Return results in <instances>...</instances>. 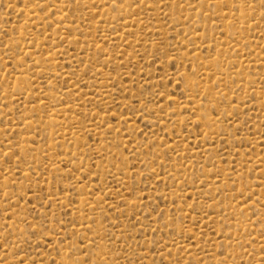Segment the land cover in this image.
I'll list each match as a JSON object with an SVG mask.
<instances>
[{
	"label": "rangeland",
	"instance_id": "1",
	"mask_svg": "<svg viewBox=\"0 0 264 264\" xmlns=\"http://www.w3.org/2000/svg\"><path fill=\"white\" fill-rule=\"evenodd\" d=\"M0 264H264V0H0Z\"/></svg>",
	"mask_w": 264,
	"mask_h": 264
},
{
	"label": "bare ground",
	"instance_id": "2",
	"mask_svg": "<svg viewBox=\"0 0 264 264\" xmlns=\"http://www.w3.org/2000/svg\"><path fill=\"white\" fill-rule=\"evenodd\" d=\"M103 14V13H102ZM76 31V30H75ZM55 65V64H54ZM55 98V97H54ZM57 122V121H56ZM28 124V123H27ZM80 158V157H79ZM79 160V159H78Z\"/></svg>",
	"mask_w": 264,
	"mask_h": 264
}]
</instances>
